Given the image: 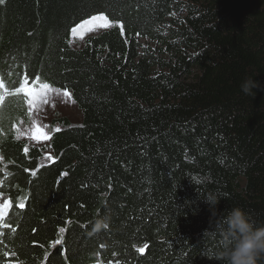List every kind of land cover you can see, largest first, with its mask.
Masks as SVG:
<instances>
[{
	"label": "trees",
	"instance_id": "16d2710c",
	"mask_svg": "<svg viewBox=\"0 0 264 264\" xmlns=\"http://www.w3.org/2000/svg\"><path fill=\"white\" fill-rule=\"evenodd\" d=\"M101 13L114 26L72 46ZM37 78L82 112L59 119L48 164L13 129ZM247 78L264 86V0L0 3V264H222L219 217L264 222V91Z\"/></svg>",
	"mask_w": 264,
	"mask_h": 264
},
{
	"label": "clouds",
	"instance_id": "9594fccd",
	"mask_svg": "<svg viewBox=\"0 0 264 264\" xmlns=\"http://www.w3.org/2000/svg\"><path fill=\"white\" fill-rule=\"evenodd\" d=\"M240 87L245 95L251 97L256 95L254 89L264 91V86L252 78L245 79ZM204 199L215 216L220 199L212 194ZM102 227L103 224L97 222L94 229L99 231ZM214 227L224 247L211 257L217 258L222 264H261L264 260V222H256L243 208H231L225 216L219 217Z\"/></svg>",
	"mask_w": 264,
	"mask_h": 264
},
{
	"label": "rangeland",
	"instance_id": "374dc122",
	"mask_svg": "<svg viewBox=\"0 0 264 264\" xmlns=\"http://www.w3.org/2000/svg\"><path fill=\"white\" fill-rule=\"evenodd\" d=\"M109 23L110 27L106 29H96L91 33L84 32L82 35H72L71 45L74 47L80 46L85 42V39L87 37L108 30L114 26V23L112 21L109 20ZM40 83L44 84L42 82ZM1 95L4 100L8 96L6 91L4 90L1 91ZM15 99L21 101L22 104H25L22 117L17 119L16 122L13 124L15 134L17 135V137L27 140L29 142V145L42 147V164L50 163L53 159L52 151L50 148V138L52 131L55 129L59 130L61 126L64 127L62 120L59 119L64 118L69 123H79L82 119L81 110L79 109L75 101L72 99L68 91H62L52 86H49V89L47 91V103H38L35 110L29 107L27 103L28 98L25 96L24 93L16 94ZM9 101H6V106L9 105ZM37 126L41 127L43 131H45V133L49 136L48 141H37L33 138L32 132ZM5 201L9 200L6 197H0V205H2ZM11 207L9 208V211L5 215V217L11 212ZM1 221L2 220H0V222Z\"/></svg>",
	"mask_w": 264,
	"mask_h": 264
},
{
	"label": "snow or ice",
	"instance_id": "6c2138e0",
	"mask_svg": "<svg viewBox=\"0 0 264 264\" xmlns=\"http://www.w3.org/2000/svg\"><path fill=\"white\" fill-rule=\"evenodd\" d=\"M4 0H0V3H3ZM110 27L109 19L106 15L103 13L99 15H93L88 19L82 20L80 23L75 24L74 27L71 29V33L73 36H76L77 34H83L84 32H93L96 29H106ZM49 89V85L47 84H41L39 82V78L36 79L34 83L29 86V82L26 81L20 88L16 89V94L24 93L25 96L28 98L27 103L30 108H33L35 110L38 103H47V91ZM3 100V97H0V101ZM59 131V130H57ZM33 138L37 141H48L49 136L43 131V129L39 126L34 128V131L32 132ZM11 207L10 201H5L2 205H0V220H3L5 215L8 213L9 208ZM20 207H23V205H20ZM105 227H107L105 225ZM61 232L64 231L63 228L60 229ZM56 243L59 245L61 241H56ZM147 248V245L145 247H141L138 249V252L143 254Z\"/></svg>",
	"mask_w": 264,
	"mask_h": 264
}]
</instances>
